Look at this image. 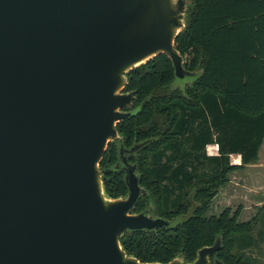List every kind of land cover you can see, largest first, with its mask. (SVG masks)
<instances>
[{
    "label": "water",
    "instance_id": "1",
    "mask_svg": "<svg viewBox=\"0 0 264 264\" xmlns=\"http://www.w3.org/2000/svg\"><path fill=\"white\" fill-rule=\"evenodd\" d=\"M190 0H0V264L141 263L121 245L124 233L174 229L186 215L133 213L147 191L117 125L136 91L128 73L164 54L172 89L186 92L190 72L175 41ZM119 138L118 163L128 194L106 196L100 163ZM122 161V162H121ZM121 162V164H119ZM121 165V167H118ZM219 236L196 259L167 264H225Z\"/></svg>",
    "mask_w": 264,
    "mask_h": 264
},
{
    "label": "trees",
    "instance_id": "2",
    "mask_svg": "<svg viewBox=\"0 0 264 264\" xmlns=\"http://www.w3.org/2000/svg\"><path fill=\"white\" fill-rule=\"evenodd\" d=\"M190 1L175 46L185 69L202 71L201 77L185 93L172 89L174 69L164 54L131 70L125 92L136 91L133 107L144 104L116 128L126 146L145 143L141 185L147 194L134 213L153 206L156 216L171 220L195 205L193 215L174 229L159 228L152 236L124 233L120 241L141 263L167 264L180 254L191 263L221 236L214 257L253 264L236 252L240 238L253 231V222H239L240 208L218 217L206 214L229 174L258 161L264 141V0ZM209 146H217L218 154L208 155ZM232 155L241 158L240 165L231 162ZM116 157L110 143L100 163L105 194L112 199L128 194L123 173L113 168Z\"/></svg>",
    "mask_w": 264,
    "mask_h": 264
},
{
    "label": "rangeland",
    "instance_id": "3",
    "mask_svg": "<svg viewBox=\"0 0 264 264\" xmlns=\"http://www.w3.org/2000/svg\"><path fill=\"white\" fill-rule=\"evenodd\" d=\"M212 148V149H210ZM207 154L208 155H216L218 154L217 150H215V146L207 147ZM235 156V155H234ZM231 157V162L233 164L236 157ZM248 170H240L229 174L228 176V183L220 188L218 195L214 198L210 205V209L206 214L207 218L210 217H218L221 213L230 208L232 212H235L238 208L241 210V215L239 217L240 223H248L253 222V231L251 232L252 235L255 237L258 236L259 245L257 247V255L258 258L253 261V264H264V240L261 238L264 237V229L262 228V221L260 220V216L250 217L248 212L244 213V208L248 207V195L251 193L253 189V185L256 186V182L249 183L247 181L246 174L248 175ZM250 191H249V190ZM231 199V200H230ZM231 201V207H230ZM254 219H256L254 221ZM261 233V235H259ZM250 239L249 237H242L239 240V243L236 248V252L238 254L246 255V251H243V245L241 243L247 242ZM243 252V253H242ZM247 256V255H246Z\"/></svg>",
    "mask_w": 264,
    "mask_h": 264
},
{
    "label": "crops",
    "instance_id": "4",
    "mask_svg": "<svg viewBox=\"0 0 264 264\" xmlns=\"http://www.w3.org/2000/svg\"><path fill=\"white\" fill-rule=\"evenodd\" d=\"M215 150H217L216 146ZM233 156L234 155H232L231 157ZM234 157H236L234 165H240L241 158L237 155H235ZM243 170L249 171L248 175L246 174L247 181L249 183L256 182V186L253 185V189H250L251 193H249L248 195V207L244 208V213L248 212V215L250 217L260 216V220L262 221V228L264 229V141L259 150L258 161L255 164L246 166ZM259 235H261V233H259ZM249 236L250 239L245 243L246 245L244 251H246V255L251 260L255 261L258 258L257 247L259 245V239L258 236L255 237L252 234H250ZM261 238L264 240V237H262V235Z\"/></svg>",
    "mask_w": 264,
    "mask_h": 264
},
{
    "label": "flooded vegetation",
    "instance_id": "5",
    "mask_svg": "<svg viewBox=\"0 0 264 264\" xmlns=\"http://www.w3.org/2000/svg\"><path fill=\"white\" fill-rule=\"evenodd\" d=\"M134 104V103H133ZM137 107H133V105L131 106V107H128V108H126V110L125 111H133L134 109H136ZM119 134V136H121L122 137V135H120V133H118ZM123 138V137H122ZM110 143H113L115 146H116V148H117V159H116V162L114 163V166L113 167H115L116 166V164L118 163V160H119V157H118V145H119V143H120V141H119V138H116L115 140H113V141H111ZM109 143V144H110ZM108 144V145H109ZM123 144H124V146H125V148L126 149H130L132 146L131 145H129V146H126L125 145V143H124V138H123ZM136 147H138V145H136ZM142 151L143 150H141V149H139V150H137L134 154H131V155H127L126 157H124V158H126V161H127V164L128 165H131V166H133V167H135L136 168V173L140 176V185H141V178H142V172H141V153H142ZM122 162V161H121ZM121 162L119 163V164H121ZM118 167H121V165H119ZM118 172H122L123 173V177H124V181H125V175H126V172H125V170L124 169H120V170H117ZM102 172V171H101ZM103 175V174H102ZM126 184V183H125ZM127 186V185H126ZM141 187L143 188V189H145L142 185H141ZM146 190V189H145ZM145 195H143L142 197H141V199L144 197ZM126 196H124V197H122V198H125ZM140 199V200H141ZM139 200V201H140ZM137 206V205H136ZM154 211H155V209H154ZM133 213H134V211H133ZM154 216H156L155 214H154Z\"/></svg>",
    "mask_w": 264,
    "mask_h": 264
},
{
    "label": "bare ground",
    "instance_id": "6",
    "mask_svg": "<svg viewBox=\"0 0 264 264\" xmlns=\"http://www.w3.org/2000/svg\"><path fill=\"white\" fill-rule=\"evenodd\" d=\"M210 149H212V148H210Z\"/></svg>",
    "mask_w": 264,
    "mask_h": 264
},
{
    "label": "built area",
    "instance_id": "7",
    "mask_svg": "<svg viewBox=\"0 0 264 264\" xmlns=\"http://www.w3.org/2000/svg\"><path fill=\"white\" fill-rule=\"evenodd\" d=\"M217 147V146H216Z\"/></svg>",
    "mask_w": 264,
    "mask_h": 264
}]
</instances>
